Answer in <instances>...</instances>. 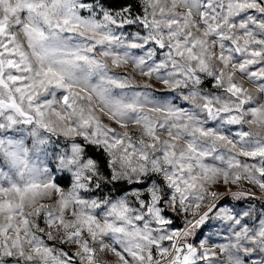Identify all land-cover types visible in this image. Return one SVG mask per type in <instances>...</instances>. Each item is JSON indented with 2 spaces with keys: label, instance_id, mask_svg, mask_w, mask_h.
Segmentation results:
<instances>
[{
  "label": "snow or ice",
  "instance_id": "1",
  "mask_svg": "<svg viewBox=\"0 0 264 264\" xmlns=\"http://www.w3.org/2000/svg\"><path fill=\"white\" fill-rule=\"evenodd\" d=\"M25 126L69 185L0 136V264H264V213L219 206L264 194V0H0Z\"/></svg>",
  "mask_w": 264,
  "mask_h": 264
},
{
  "label": "rangeland",
  "instance_id": "2",
  "mask_svg": "<svg viewBox=\"0 0 264 264\" xmlns=\"http://www.w3.org/2000/svg\"><path fill=\"white\" fill-rule=\"evenodd\" d=\"M175 102L181 103L179 100H176ZM184 106L187 107V105H184ZM0 136H4V135L0 134ZM8 137L18 138V137H12V134L10 132L8 133ZM59 141L60 142L58 143V146L56 147V151H59L64 146V142L62 138L59 139ZM0 166L5 167V170H7L6 166L3 164L2 157H0ZM49 167L52 170L53 175L58 178L62 186L66 187L69 185V179H70L69 174L56 171L55 162L51 163ZM66 177H69V179H66ZM244 189H249L253 191L255 193V196L254 197L245 196L240 200H235L231 196H226L222 201H220L219 206L228 207V208H232L233 206H235L237 210H246L249 207H253L257 214L264 213V199H260V197L264 194L260 193L258 189L253 188L251 185H248L247 183L244 184ZM232 190H237L236 186H232ZM220 191H226V187L221 186ZM255 223L258 224L259 219H255ZM226 228H227L226 222L212 220L209 222L208 226L202 229V232L199 236V240H206L208 237H212V240H211L212 244L225 243L226 242L225 237H227L229 234ZM194 242H198V240L194 238ZM107 258L112 259L111 256ZM259 258L260 257L258 256H253L250 258V260H256Z\"/></svg>",
  "mask_w": 264,
  "mask_h": 264
},
{
  "label": "clouds",
  "instance_id": "3",
  "mask_svg": "<svg viewBox=\"0 0 264 264\" xmlns=\"http://www.w3.org/2000/svg\"><path fill=\"white\" fill-rule=\"evenodd\" d=\"M30 130V126H25L24 128L6 129L0 132V134L8 138V133L10 132L12 137H18L13 139H20L23 141L24 147L29 150L30 162L37 168L50 169L49 165L53 162L56 163L55 153L57 152L56 147L58 146L57 141H59V137L51 136L49 133L41 130L42 138H46L49 142L45 145H39L35 143L38 137L31 136ZM3 164L6 166L5 161H3Z\"/></svg>",
  "mask_w": 264,
  "mask_h": 264
},
{
  "label": "trees",
  "instance_id": "4",
  "mask_svg": "<svg viewBox=\"0 0 264 264\" xmlns=\"http://www.w3.org/2000/svg\"><path fill=\"white\" fill-rule=\"evenodd\" d=\"M59 139H61V138H59ZM88 155H90V156H95L96 155V153L94 152V151H89V153H88Z\"/></svg>",
  "mask_w": 264,
  "mask_h": 264
}]
</instances>
